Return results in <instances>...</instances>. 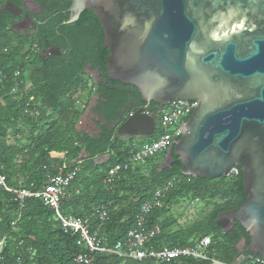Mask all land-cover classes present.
<instances>
[{"label":"trees","instance_id":"16d2710c","mask_svg":"<svg viewBox=\"0 0 264 264\" xmlns=\"http://www.w3.org/2000/svg\"><path fill=\"white\" fill-rule=\"evenodd\" d=\"M43 10L35 29L25 37L11 30L16 18L4 9L11 0H0V177L6 188L35 192L48 177L77 170L75 178L59 204L62 216L88 220L90 231L104 238L108 246L123 245L127 232L135 226L140 206L148 202L164 182L178 179L161 204L146 218V229L159 228V234L145 246L150 251L181 247L195 239L210 237L206 251L218 264H235L251 255L246 248L249 237L237 223L227 231L217 227L219 215L236 212L246 196L241 171L217 179L187 176L175 156L168 168L159 170L165 151L134 170L121 171L110 186L104 184L107 171L125 163L140 146L133 140L115 138L116 129L137 110L145 108L156 116L151 142L160 134L159 106L145 104L136 89L110 81L105 76L108 51L103 31L89 11L66 24L69 5L65 0H32ZM65 12V13H64ZM50 50L57 53L47 54ZM87 65L98 72L96 84L84 74ZM17 71L19 76L13 77ZM86 80L91 83L88 85ZM17 94L14 96L12 90ZM87 101L78 109L81 97ZM96 118V134L89 135L76 126L89 106ZM109 156L95 163L99 157ZM221 197L200 220L168 233V212L183 200L203 201ZM106 220L99 219V211ZM77 235L64 234L54 212L34 198L21 202L0 186V264H75L83 250ZM92 264H153L122 260L109 254H94ZM161 264H211L180 258Z\"/></svg>","mask_w":264,"mask_h":264},{"label":"water","instance_id":"95a60500","mask_svg":"<svg viewBox=\"0 0 264 264\" xmlns=\"http://www.w3.org/2000/svg\"><path fill=\"white\" fill-rule=\"evenodd\" d=\"M65 1L66 24L84 11L98 19L108 80L133 87L145 104L195 103L157 168H168L173 155L190 177L217 179L239 169L246 199L219 218L237 222L249 237V256L264 263V0ZM4 9L20 15L10 3ZM144 111L130 114L115 138L150 137L156 116Z\"/></svg>","mask_w":264,"mask_h":264},{"label":"built area","instance_id":"2783aa9c","mask_svg":"<svg viewBox=\"0 0 264 264\" xmlns=\"http://www.w3.org/2000/svg\"><path fill=\"white\" fill-rule=\"evenodd\" d=\"M18 76L19 73L15 71L13 77L17 78ZM5 79L6 75L0 72V82ZM12 94L15 96L17 91L13 89ZM194 106L195 103L185 104L177 101L176 103L171 102L165 106L159 107L157 113L159 115L160 134L157 139L151 143L140 145L137 151L134 152L125 163L110 168L104 177V184L110 186L121 171L129 169L134 170L137 166H144L147 161L155 158L164 151L166 152L168 147L172 145V141L180 136L183 120ZM144 114L147 116L151 115V113L146 110ZM76 172V169L67 173H63L59 170L57 175L48 177L46 184L32 193L25 190L15 191L6 188L3 183L4 179L0 177V186H2L5 191L14 194L18 201L21 202L25 198L39 200L44 207L54 212L55 220L58 222L59 228L64 234L77 235L75 245L83 250V253L74 257L73 262L75 264H92L94 254H109L122 260L137 262L150 260L153 264H161L180 258H190L200 262L218 264L214 260L209 259L206 255V251L211 245L210 237L195 239L190 242V244L181 247L163 248L161 251L157 252L145 248L149 241L159 234L158 227H153L151 229L145 228L146 218L152 210L161 204V201L164 200L167 194L173 189L174 185L179 182L178 179L168 180L161 184L153 193L151 199L140 206L135 226L127 232L126 240L123 245L117 243L108 246L104 238L97 234V231H90L87 219L81 220L73 216H62L59 213L60 201L64 197L66 189L75 178ZM236 174L237 172L235 168H233L227 175L235 176ZM98 215L101 221L106 220V213L103 210L99 211ZM3 244L1 240L0 249ZM242 261L243 259L241 258L240 262L236 264H264L250 256H247L244 262Z\"/></svg>","mask_w":264,"mask_h":264},{"label":"rangeland","instance_id":"374dc122","mask_svg":"<svg viewBox=\"0 0 264 264\" xmlns=\"http://www.w3.org/2000/svg\"><path fill=\"white\" fill-rule=\"evenodd\" d=\"M86 83L89 85L91 82L89 80H86ZM87 101V98H85V95L81 97V101L79 104H77V108L81 109L83 108L85 102ZM89 106L86 110H84V113L81 117V121L79 124L80 128L87 129L88 133H91V130L93 131V124L90 118L93 119V115L90 111V108L93 106V100L88 101ZM151 137L148 138H137L134 139V141L139 145L148 144L151 141ZM226 177H229L227 175ZM224 202V199L221 197H216L213 199L203 200V201H194V200H183L179 201L178 203L171 206L168 212L169 217V228L168 233H174L178 231L179 229H183L193 222L200 220L204 215H206L214 206L218 204H222Z\"/></svg>","mask_w":264,"mask_h":264},{"label":"flooded vegetation","instance_id":"af4514ba","mask_svg":"<svg viewBox=\"0 0 264 264\" xmlns=\"http://www.w3.org/2000/svg\"><path fill=\"white\" fill-rule=\"evenodd\" d=\"M11 1L13 3L18 4V5H14L12 3H10V4H12L15 7L20 9V15L15 16L16 20L12 24L11 28H13V29H11V30H13L16 34H20L22 36L27 37L30 34V32L35 29L36 25H41V23H39V21H41L43 15H44L43 10L36 3H35L36 8H34L32 5H30L28 2H33L32 0H11ZM25 14H27L29 16L31 23L24 20L23 16ZM54 52L57 53V50H54ZM94 72H95V70H92L91 66L89 67V65H87L84 69V74L89 76V78L93 82V84H94V80L96 83H98L100 81L99 76L95 77V78L93 77ZM225 220H226L225 218H218L217 222H221L225 226L226 229L231 228L230 223H228V224L224 223Z\"/></svg>","mask_w":264,"mask_h":264},{"label":"crops","instance_id":"0c3cea01","mask_svg":"<svg viewBox=\"0 0 264 264\" xmlns=\"http://www.w3.org/2000/svg\"><path fill=\"white\" fill-rule=\"evenodd\" d=\"M93 117V119L92 118H90V120L92 121V126H93V131L91 130V133H88V131H87V129H83V128H80L79 127V124H80V121L81 120H79L78 121V123H77V126H76V128H77V130H79V131H83V132H85V133H87V134H89V135H93V134H96V129H95V126H94V121L96 120V118L94 117V116H92ZM81 119V118H80ZM137 138H146V137H141V136H138V137H130V138H128V137H125V138H123V139H121V140H133L134 141V139H137ZM134 143H135V141H134Z\"/></svg>","mask_w":264,"mask_h":264}]
</instances>
